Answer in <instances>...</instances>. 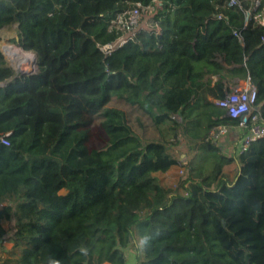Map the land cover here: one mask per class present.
Returning <instances> with one entry per match:
<instances>
[{
    "label": "trees",
    "instance_id": "trees-1",
    "mask_svg": "<svg viewBox=\"0 0 264 264\" xmlns=\"http://www.w3.org/2000/svg\"><path fill=\"white\" fill-rule=\"evenodd\" d=\"M156 3L152 28L104 51L123 36L119 16ZM263 10L264 0H0V40L15 26L12 44L38 65L16 75L0 49V264H127L142 236L136 264H264V138L240 155L209 138L239 125L214 102L239 81L264 118ZM113 97L162 139L145 141ZM96 123L101 148L90 147ZM162 126L193 156L176 158ZM175 166L186 174L173 189L156 174ZM8 241L15 261L2 260Z\"/></svg>",
    "mask_w": 264,
    "mask_h": 264
},
{
    "label": "rangeland",
    "instance_id": "rangeland-1",
    "mask_svg": "<svg viewBox=\"0 0 264 264\" xmlns=\"http://www.w3.org/2000/svg\"><path fill=\"white\" fill-rule=\"evenodd\" d=\"M158 5L159 3H156V5L154 6L144 7L141 6L140 4H137L136 8H132L131 10L127 11L125 14L119 16L118 20L115 22V26L116 28L123 31V36L114 45L104 47V50H109L110 48L122 46L126 42V39H128L131 36H134L135 32L140 29L152 28V21L157 14ZM255 18L258 19L260 23L264 25V10L261 11ZM15 29H16L15 26L7 27V29L4 31V34L1 35V40H0L1 51H2L1 46L4 42H7L8 44H11L19 48L17 45L12 44V41L17 38ZM24 53L32 55L33 60L35 61L34 52L24 51ZM5 59L8 65L13 68L15 73L20 75L21 73H18L17 71L18 69L15 68L16 65L14 64L15 67H13L12 63L6 57ZM31 71L36 72L37 71L36 67ZM234 90L236 91L235 88ZM108 107H115L125 111L129 117L133 129L145 141L162 139V134L156 131V129L153 126H151L150 122L145 117H143V115L137 108H134L125 102L119 101L116 97H113L111 99L110 103L108 104ZM138 118H141L140 122L142 125H140L139 122L137 121ZM161 130L163 133L164 140L171 143L170 150L176 158L178 159L186 158V155L190 157L193 156L192 151L190 150V143L185 137L182 136L181 133H179L180 136L175 137L173 132L169 131L166 126H162ZM235 138H236L235 134L234 135L230 134L224 137L222 140H220L218 145L221 146L223 154L228 155L236 152ZM104 139H105V135L101 130L99 124L96 123L92 128V138L90 142V147L101 148L103 146ZM228 147L230 148V151L227 150ZM224 172L231 179L235 178L236 175L235 164L226 166ZM185 174H186V170L184 167L175 166L170 168L166 172L157 173L156 176L161 180L164 186L174 189L180 184L181 180L185 177ZM5 227L9 232L13 233L11 223H6ZM20 252H21L20 249L15 248L14 244L11 241H8L5 243L4 250L1 255L2 260L9 259L15 261L19 258ZM138 253H141V248L140 249L132 248V247L128 248L126 250L127 264H136L137 261L136 257Z\"/></svg>",
    "mask_w": 264,
    "mask_h": 264
},
{
    "label": "built area",
    "instance_id": "built-area-1",
    "mask_svg": "<svg viewBox=\"0 0 264 264\" xmlns=\"http://www.w3.org/2000/svg\"><path fill=\"white\" fill-rule=\"evenodd\" d=\"M256 1L258 5L259 0ZM112 49L114 48H110L109 50L111 51ZM109 50L104 51L109 53ZM2 53L4 54L3 49ZM6 85L7 82L0 81V89L6 87ZM255 95V88L249 83L246 88L238 90V92L236 90L224 99L215 100V104L225 109L227 113H230L231 118L239 120V125L236 127L218 126L210 132L209 138L217 142L230 134H235L237 155L246 152L252 143L263 139L264 118L259 109L254 106ZM2 142L9 146V141L7 139H2Z\"/></svg>",
    "mask_w": 264,
    "mask_h": 264
},
{
    "label": "bare ground",
    "instance_id": "bare-ground-1",
    "mask_svg": "<svg viewBox=\"0 0 264 264\" xmlns=\"http://www.w3.org/2000/svg\"><path fill=\"white\" fill-rule=\"evenodd\" d=\"M5 57L12 63L16 65L18 73L29 72L35 68V61L33 60L32 55L24 53V50L11 45L5 44L2 47ZM32 72V71H31Z\"/></svg>",
    "mask_w": 264,
    "mask_h": 264
},
{
    "label": "clouds",
    "instance_id": "clouds-1",
    "mask_svg": "<svg viewBox=\"0 0 264 264\" xmlns=\"http://www.w3.org/2000/svg\"><path fill=\"white\" fill-rule=\"evenodd\" d=\"M147 243H148V238L142 236V237L140 238L139 242L135 245V247H136L137 249H140V248H142L144 245H146ZM50 264H59V261H58V259H52V260L50 261Z\"/></svg>",
    "mask_w": 264,
    "mask_h": 264
},
{
    "label": "crops",
    "instance_id": "crops-1",
    "mask_svg": "<svg viewBox=\"0 0 264 264\" xmlns=\"http://www.w3.org/2000/svg\"><path fill=\"white\" fill-rule=\"evenodd\" d=\"M7 28H5L3 31H2V35L4 34V31L6 30ZM5 44H7V42H4L3 44H2V46L1 47H3ZM250 82L249 81H239V83H238V85L235 87V89L236 90H242V89H244V88H246L247 87V85L249 84ZM252 85V84H251ZM253 86V85H252ZM254 87V86H253ZM256 91V90H255ZM227 150H229L230 151V148L228 147L227 148Z\"/></svg>",
    "mask_w": 264,
    "mask_h": 264
},
{
    "label": "water",
    "instance_id": "water-1",
    "mask_svg": "<svg viewBox=\"0 0 264 264\" xmlns=\"http://www.w3.org/2000/svg\"><path fill=\"white\" fill-rule=\"evenodd\" d=\"M29 52H31V51H29ZM35 67H36V69H38V65H37V55L35 54ZM35 73V71H32V72H23V73H21L20 74V76H23V75H31V74H34ZM227 115L230 117V113H227Z\"/></svg>",
    "mask_w": 264,
    "mask_h": 264
}]
</instances>
